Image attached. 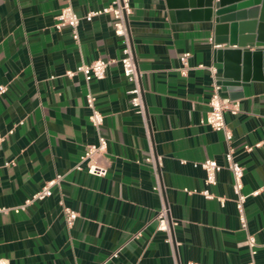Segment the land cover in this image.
I'll use <instances>...</instances> for the list:
<instances>
[{
	"label": "crops",
	"instance_id": "obj_1",
	"mask_svg": "<svg viewBox=\"0 0 264 264\" xmlns=\"http://www.w3.org/2000/svg\"><path fill=\"white\" fill-rule=\"evenodd\" d=\"M110 1L70 4L83 15ZM129 2L127 26L143 114L129 101L130 84L119 62L88 84L80 73L64 75L81 61L121 56L122 38L114 33L110 13L81 20L76 43L67 26L53 25L66 0H0V84L6 85L0 94V208L23 204L46 181L59 178L45 198L17 213L0 211V258L9 264H247L246 236L252 234L258 244L255 263L264 264V73L252 69L241 91L222 90L223 63L209 38L223 35L226 24L181 13L202 9L203 0ZM185 51L192 68L182 76L178 57ZM200 63L217 67L221 95L238 102V112L226 111L224 117L243 167L246 229L240 227L227 169L208 186L225 198L223 206L216 198L184 191L205 187L201 161L226 163L223 134L200 123L210 93L208 70L195 67ZM87 90L103 114L107 138L100 161L108 170L101 177L74 168L85 146L97 141ZM238 92L240 97H230ZM258 142L252 151L243 150ZM149 153L159 160L157 181L145 160ZM61 198L78 212L72 226L66 225ZM162 201L173 222L171 243L157 228Z\"/></svg>",
	"mask_w": 264,
	"mask_h": 264
},
{
	"label": "built area",
	"instance_id": "obj_2",
	"mask_svg": "<svg viewBox=\"0 0 264 264\" xmlns=\"http://www.w3.org/2000/svg\"><path fill=\"white\" fill-rule=\"evenodd\" d=\"M66 5L63 6L59 14L55 18L54 28L56 30H61L62 27L67 26L70 29V35L73 41L76 43L79 42V32L78 25L81 20L90 21L93 17L110 13L112 15V27L114 33L122 38L123 47L121 49V56L117 59H102L97 58L90 62L81 61L74 69H67L64 71V75L68 78L74 77L77 73L82 74L83 80L88 84L91 80L96 79L100 80L105 77L107 68L112 62H119L121 66V71L126 81L130 84L127 89V94L129 95V101L134 107L135 111L139 114L144 113L143 106V97L142 89L139 82V76L135 64L134 54L132 51L130 34L127 26V17L131 14L132 8L129 0H111L107 6L102 8L92 9L87 11L83 15H79L73 9L70 4V0H66ZM209 42L213 48L221 47V44H214L212 38H209ZM235 46V45H233ZM191 53L189 51L182 52L179 57V66L177 70L180 75L186 76L188 71L192 68L189 64V58ZM197 68H206L210 75V93L207 100L208 111L205 116L200 119V123L207 124L211 129L220 131L223 134L224 141L226 143L225 151V160L226 163H218L215 159L207 158L200 162V166L205 173L204 184L205 187L198 189H188L184 188V191L187 193H199L206 199L216 198L220 205H224L225 198L215 196L208 188L209 185L216 183V173L222 169H227L232 178V191L234 194L233 202L238 214V219L240 227L246 229V215H245V202L248 194L243 192V167L235 159V151L231 145L232 133L230 128L227 126L225 121L224 113L229 111L231 114H236L238 112V102L232 101L227 97L221 95V84L218 77V69L215 65H204L197 64ZM6 85L0 84V94L5 92ZM95 96L87 90L85 94V103L86 107L89 109L88 120L96 131L97 141L95 143L87 144L85 146L83 154L80 156L77 163L74 165L75 169L85 170L88 174L94 176H105L107 174L108 165L100 161L101 155L107 149V138L102 133V123H103V114L96 106ZM13 130H10L9 133H12ZM4 139L3 134L0 132V145ZM261 142L255 143L253 145L244 144L243 150L245 152L252 151L255 147H259ZM145 160L152 164L154 176L157 181L158 177V167L159 160H155L152 153H149ZM59 178H53L46 181L36 192L32 193L28 198L25 199L24 203L18 206L12 207H1L0 211H7L9 209L14 212H19L23 210L27 205L32 203L35 200H41L45 198L53 185L58 182ZM156 189L160 194V189L158 182H156ZM259 190L252 192L253 195H256ZM61 210L67 226H72L76 218L78 217V212L66 205L64 200L61 198L59 200ZM158 221L157 228L164 230L167 233L166 240L171 243L170 235V225L172 226L173 222L168 220L167 207L162 201L161 208L156 216ZM172 223V224H171ZM175 223V222H174ZM135 234L134 236H137ZM247 246L249 259L247 264H256L255 255L257 253V241L252 234H247ZM117 252H113L111 257H116ZM0 264H9L6 258H0ZM185 264H200L194 261H187Z\"/></svg>",
	"mask_w": 264,
	"mask_h": 264
},
{
	"label": "water",
	"instance_id": "obj_3",
	"mask_svg": "<svg viewBox=\"0 0 264 264\" xmlns=\"http://www.w3.org/2000/svg\"><path fill=\"white\" fill-rule=\"evenodd\" d=\"M203 1L202 9L181 10V13L202 14L203 21L213 19L215 24H226L223 35L215 33L213 40L214 44L227 45L216 49V58L223 63L222 90L241 91V82L250 78L252 69L258 76L264 73V0ZM230 95L238 98L241 93Z\"/></svg>",
	"mask_w": 264,
	"mask_h": 264
}]
</instances>
